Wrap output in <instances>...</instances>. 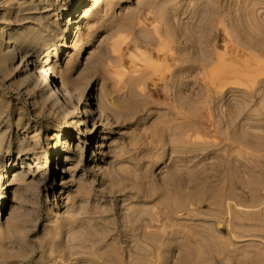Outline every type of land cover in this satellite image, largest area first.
<instances>
[{
  "label": "rangeland",
  "instance_id": "rangeland-1",
  "mask_svg": "<svg viewBox=\"0 0 264 264\" xmlns=\"http://www.w3.org/2000/svg\"><path fill=\"white\" fill-rule=\"evenodd\" d=\"M71 2L0 0V264H264V0Z\"/></svg>",
  "mask_w": 264,
  "mask_h": 264
},
{
  "label": "bare ground",
  "instance_id": "bare-ground-1",
  "mask_svg": "<svg viewBox=\"0 0 264 264\" xmlns=\"http://www.w3.org/2000/svg\"><path fill=\"white\" fill-rule=\"evenodd\" d=\"M88 0H72V2L69 4V13L70 15H72V17H67L66 20L69 21V20H72V23L76 24V23H79L80 21H82L89 13L90 11V8L88 6ZM93 1L94 3V6L96 5H99L103 0H91ZM111 2H113L114 0H110ZM129 1V0H127ZM119 6V5H118ZM78 26V25H77ZM74 33L73 29H68L67 31V37L65 39V43L63 45H68L69 43V34H72ZM86 47L83 46L80 53H79V59L84 55L85 51H86ZM14 61V59L12 58L11 59V62ZM29 64H33V70H35L36 72V77L37 79L43 83V86L47 89L45 90L44 92H47L49 91V94L52 98L54 99H57L58 97H65L64 100L66 102H69V96L70 93H67L66 92V82L65 81H61L59 82L58 81V77L59 75L56 74V73H53L48 67H46L45 65L47 64L46 61L42 60V59H35V60H32V61H29L28 60V63L27 65ZM93 114V112H91ZM93 120H95V116L92 117ZM95 122H97L95 120ZM103 133L104 132H107L106 129L102 131ZM97 136L98 133H97ZM102 136V135H100ZM79 139H77V141H74L72 144H71V148H70V152H74L76 153L77 155L80 153L82 147L84 146L83 143H86V147H89L92 146V142H89V141H85L81 136L78 137ZM30 143L33 145V146H36L37 148H42V141H43V137L40 136L39 134H36L34 136H32L30 138ZM100 148V144L96 145ZM4 149V152H5V155L7 158H9L10 160L12 161H6L5 164L3 165V170L0 171V178H1V182H3L4 184V192L6 193L4 198L2 199V201H0V205H5L6 204V200H9L10 197H9V192L12 193V190H11V187H12V184L13 183H8V171L11 169L12 172L10 174H13L15 173L14 171H16V164H17V161L15 160V157H16V146H8L6 145L5 142L1 143L0 144V155H2V150ZM19 154H18V157L19 158H23V159H26V158H29V159H32V160H37L41 157V155L39 154H36L35 152L33 151H29V150H26V149H23V148H20L19 150ZM98 152L97 149H95L93 151V155H91V158L96 161V160H99L100 157H97L98 156ZM26 156V158H24ZM71 159V156H69V154H64L63 155V158L59 161H57V164L55 165V172H54V176L56 178H61V182L60 184L64 187H67L68 186V181L65 180V172H67L68 170V167H67V164H69V160ZM4 160V159H3ZM63 161V163H62ZM24 162V161H23ZM24 166V164H23ZM51 164H47L45 167H50ZM41 168L38 167L36 169H34V171H31L28 173L27 176L29 177H32L33 179H36L38 177V175H40L41 173ZM2 215V213L0 212V216Z\"/></svg>",
  "mask_w": 264,
  "mask_h": 264
}]
</instances>
